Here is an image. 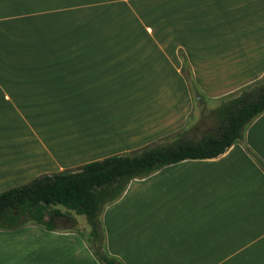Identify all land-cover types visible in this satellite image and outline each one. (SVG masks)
<instances>
[{"label":"crops","instance_id":"0c3cea01","mask_svg":"<svg viewBox=\"0 0 264 264\" xmlns=\"http://www.w3.org/2000/svg\"><path fill=\"white\" fill-rule=\"evenodd\" d=\"M128 1L157 0H0V192L182 129L192 99L179 49L207 98L264 78V0H164L148 15L164 17L167 39L137 25L150 40H131L147 50L133 59L16 56L81 49L78 37L89 50L84 26L102 14L104 23L125 18ZM143 76L154 82L144 86ZM244 141L130 180L101 214L108 252L125 264H264V171L246 151L264 161V112ZM185 163L195 169L164 172ZM39 226L0 230V264H101L80 234Z\"/></svg>","mask_w":264,"mask_h":264},{"label":"trees","instance_id":"16d2710c","mask_svg":"<svg viewBox=\"0 0 264 264\" xmlns=\"http://www.w3.org/2000/svg\"><path fill=\"white\" fill-rule=\"evenodd\" d=\"M179 56L181 72L194 98L203 104L207 97L198 87L188 58L181 49ZM218 100L220 103L213 109L206 110L200 105L202 118L210 119L214 126L197 139L187 138L183 132L169 141H156L137 150L89 161L77 168L42 174L1 191L0 230L28 223L48 230L71 229L73 225L57 226L58 219L72 220L60 208L65 207L86 217L90 232L85 239L101 264H125L106 248L101 221L104 207L117 200L134 178L146 177L185 159L214 158L232 144L242 142L248 125L264 112V78ZM246 150L264 171V161L249 147Z\"/></svg>","mask_w":264,"mask_h":264},{"label":"rangeland","instance_id":"374dc122","mask_svg":"<svg viewBox=\"0 0 264 264\" xmlns=\"http://www.w3.org/2000/svg\"><path fill=\"white\" fill-rule=\"evenodd\" d=\"M155 3H156L155 6L149 8L148 6L149 1L147 2L146 1H141V2L128 1L126 2V5H125V9H126L125 11L131 14H128V16H125V18H122L120 20H118L117 18L120 15L119 14L114 19L109 20L108 22L104 23L105 19H102V18L106 15L105 14L99 15L97 18H95L96 21L92 22L89 25V27L84 26L85 30L87 31L90 29L92 30L90 39H89L91 48L89 50H86L85 48V43L83 41L84 39L78 37V40H82V41L75 43L74 46L76 48H81V49H77V50L75 49L71 51L33 49V50H28L29 52L22 51V54H21V51H18L16 56H21V55H29V56L85 55V51L87 52L88 57H120V58L125 57L129 59H133V57L143 56L144 53L147 51L145 50L146 48L137 47V45H135L137 43H134V41H131V40H133L134 38V39H137V41L139 42H143V41L150 40L149 39L150 37L148 38L147 35L145 36L143 35L139 37L140 35L139 32L133 31V28L138 27L137 25L142 26V27L144 25L146 26L151 25V27L153 28L154 27L158 28L157 34L153 33L155 40H158V42H160V40L164 41L165 39H167L165 38L166 34H164L165 32L163 30L164 25H165L164 17H159L155 15L156 14L155 13L153 16L149 18V15H148L149 9L155 8L157 12L159 6H162L161 8H163L164 6V0H157L155 1ZM137 11L139 12L141 11L143 13L141 16L145 14L144 16L145 18L140 16L141 17L140 18L141 20H140L138 16L136 15ZM112 13H116V12H112ZM124 28H125V31H122V29ZM126 28H128V30ZM148 30L149 29H147V31ZM148 33H150V30L148 31ZM117 36L119 37L117 38ZM170 37L171 35L168 36L169 39ZM113 41H120V42H113ZM93 46H95V48H92ZM160 49L161 50H155V51L157 52L160 51L162 53H165L169 57H172V55L176 53V50H173V49H170V50L165 49V48H160ZM179 50H178V54H179ZM13 55H15V51ZM6 56H9V55H6ZM24 69H27V67H24L23 70ZM126 80L130 81L131 77L126 78ZM137 80L140 83L142 82L144 86L146 87L149 84V80L151 82H154L153 78L152 77L150 78V76L149 77L143 76L141 78H137ZM125 90L129 91L128 88H125ZM190 93H191V99H192V108L188 114L186 125L182 129H180L178 132L168 137L162 138L158 141L172 140L173 138L177 137L183 132L185 133L187 138L197 139L201 136V134L206 129L214 126L213 122L210 119L202 118V114L200 112L201 110L200 105H204L206 110L213 109L220 103L219 100L207 98L205 102H203V104H200V101H197L194 98V94L192 90H190ZM241 143L245 144V141L243 140ZM192 169H195L193 163L173 164L170 167H168V169L164 172H182L184 170H192ZM145 190H148V188H145ZM143 200H148V196L146 195V197L143 198ZM60 208L63 212L66 213V215L69 218H72V220H69L66 218L58 219L57 226L65 227V226L73 225V228L62 229V231L76 232L80 234L84 239L87 238L90 232V225L87 222L86 217L84 215H78L75 213V211L69 210L65 207L60 206ZM101 221H102V217H101ZM102 227L104 231L103 222H102ZM104 235H105V231H104ZM15 245H16L15 247H18L19 243L16 242Z\"/></svg>","mask_w":264,"mask_h":264}]
</instances>
